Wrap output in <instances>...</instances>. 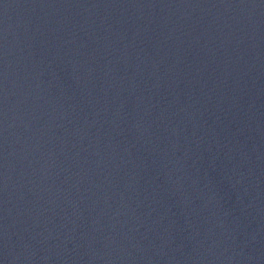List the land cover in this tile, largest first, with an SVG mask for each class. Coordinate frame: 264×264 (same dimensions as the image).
<instances>
[{
	"label": "water",
	"instance_id": "1",
	"mask_svg": "<svg viewBox=\"0 0 264 264\" xmlns=\"http://www.w3.org/2000/svg\"><path fill=\"white\" fill-rule=\"evenodd\" d=\"M0 264H264V0H0Z\"/></svg>",
	"mask_w": 264,
	"mask_h": 264
}]
</instances>
